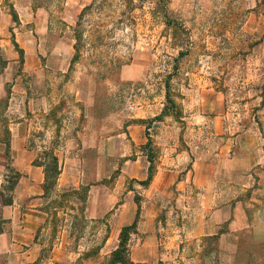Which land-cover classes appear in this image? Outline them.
I'll return each instance as SVG.
<instances>
[{
	"label": "rangeland",
	"instance_id": "1",
	"mask_svg": "<svg viewBox=\"0 0 264 264\" xmlns=\"http://www.w3.org/2000/svg\"><path fill=\"white\" fill-rule=\"evenodd\" d=\"M255 2L0 0V206L14 201L17 174L23 176L13 150L25 152L21 163L30 156L49 164V155H60L64 167L82 174L95 159L85 138L96 131L143 125L154 166L168 149L214 154L246 131L264 133V0ZM87 189L64 182L50 191L39 207L46 220L34 259L33 247L0 240V264H72L90 250L97 255L81 264H112L122 230L112 217H87L86 203L71 192ZM65 192L72 196L61 198ZM8 224L1 216L0 231ZM158 226L159 238L149 243L157 253H143L137 228L128 231L131 264L253 263L246 253L221 254L218 236L190 245L170 207Z\"/></svg>",
	"mask_w": 264,
	"mask_h": 264
},
{
	"label": "crops",
	"instance_id": "2",
	"mask_svg": "<svg viewBox=\"0 0 264 264\" xmlns=\"http://www.w3.org/2000/svg\"><path fill=\"white\" fill-rule=\"evenodd\" d=\"M255 1L252 7L257 5ZM260 48L264 60V37ZM85 141L91 143L90 151L95 154L90 173L79 174L77 168L64 167L58 155L61 175L57 187L64 182L74 189L87 186L89 219L112 217L114 227L120 230L136 223L142 237L138 249L145 254L157 253L159 246L149 243L159 238V218L170 207L178 224L175 230L186 232L190 245L193 241L198 247L203 240L218 236L221 254L232 259L246 253L252 256V264H264V133L260 129L238 135L214 154L209 149L198 156L193 146L183 153L168 149L154 168L149 156L151 140L143 125L132 124L118 134L96 131ZM12 153L23 176L14 201L0 206V217L9 221L5 233L0 231V240L33 247L29 258L34 259L39 246L35 236L46 220L39 208L44 171L30 156L21 163L25 152ZM184 159L188 166L183 165ZM151 167L152 177L143 185L149 180ZM26 201L30 205L24 207ZM245 237L254 246L246 248Z\"/></svg>",
	"mask_w": 264,
	"mask_h": 264
},
{
	"label": "trees",
	"instance_id": "3",
	"mask_svg": "<svg viewBox=\"0 0 264 264\" xmlns=\"http://www.w3.org/2000/svg\"><path fill=\"white\" fill-rule=\"evenodd\" d=\"M168 26L171 29H173V31H172L173 36L177 37L179 35V32H177V30H175L177 23H175L174 21L171 20L168 22ZM75 48H76V52L78 53V46ZM184 55H186V53H179V57H183ZM174 61L176 62L175 66H178L179 59L176 58ZM170 78L171 77H169V79L165 83V87H166L167 91L170 90V87H171ZM6 133L8 136L3 141L6 145L7 151L9 152L10 147H11V138L9 137V134H10L9 128H6ZM47 159H50L49 164H36V163H34L35 166L44 167L45 180H44V184H43V191H44L43 198L46 197V195L48 193H50V191H53L57 188L58 179L61 175V162H60V158L58 157V155L51 154L48 156ZM151 161H152V159H151ZM152 167L154 168V163L152 164ZM152 167H151V175L149 177V180L142 182L143 185H146L149 183V181L152 177V171H153ZM20 178H21V174L18 173L17 179L15 180V186L18 184ZM71 192L78 195L80 197V199H82L84 204L86 203V199L88 197V189L84 190V193L79 192L77 190H72ZM71 192H65L60 197L61 198H64V197L70 198L72 196ZM11 203H12V199L3 200L4 205H9ZM136 228H137V224L134 223L133 225L128 226V227H124L122 229L121 243H120L119 248L112 254V258H113L112 264H117L116 262H119L120 264H131V262L128 258V254L130 252L129 245H128V241H129L128 231L131 229H136ZM97 253H98L97 251L90 250V251L84 253L76 262H74L72 264H81V263H83L84 260H87L93 256H96ZM109 264H111V260H110Z\"/></svg>",
	"mask_w": 264,
	"mask_h": 264
}]
</instances>
